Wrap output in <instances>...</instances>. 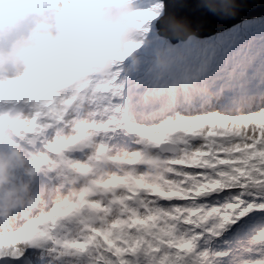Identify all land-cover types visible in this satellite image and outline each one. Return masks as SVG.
Segmentation results:
<instances>
[{
    "label": "snow or ice",
    "instance_id": "obj_1",
    "mask_svg": "<svg viewBox=\"0 0 264 264\" xmlns=\"http://www.w3.org/2000/svg\"><path fill=\"white\" fill-rule=\"evenodd\" d=\"M256 6L239 0L208 32L179 15L203 2L137 0L141 38L107 79L47 92L0 79V144H34L54 161L41 184L46 202L0 218V264H264V4ZM171 18L185 23L169 26ZM172 31L190 36L157 75L151 50ZM9 106L26 115L5 121ZM145 145L164 158L154 180L143 175ZM104 158L111 166L98 173Z\"/></svg>",
    "mask_w": 264,
    "mask_h": 264
},
{
    "label": "clouds",
    "instance_id": "obj_2",
    "mask_svg": "<svg viewBox=\"0 0 264 264\" xmlns=\"http://www.w3.org/2000/svg\"><path fill=\"white\" fill-rule=\"evenodd\" d=\"M203 3L221 16L235 13L236 0ZM136 8L137 0H0V79L26 78L45 92L57 86L75 90L91 79H107L129 45L141 38L132 20ZM166 23L172 26L185 21L171 18ZM170 35L167 46L151 50L148 70L157 75L171 63L173 40L178 44L190 33L172 31ZM131 61L139 62L134 55ZM4 113L5 121L9 116L26 115L16 106L5 108ZM78 127L87 134L86 123ZM87 147L81 144L77 150ZM143 159L147 180H154L165 168L164 158L148 145L144 146ZM109 167L108 158L97 163L98 173ZM122 171L127 174L136 170ZM52 173L51 157L43 155L34 144H0V218L32 213L41 203L35 187L37 179ZM76 190L71 186L64 196Z\"/></svg>",
    "mask_w": 264,
    "mask_h": 264
},
{
    "label": "water",
    "instance_id": "obj_3",
    "mask_svg": "<svg viewBox=\"0 0 264 264\" xmlns=\"http://www.w3.org/2000/svg\"><path fill=\"white\" fill-rule=\"evenodd\" d=\"M182 2L189 5H196L203 2V0H182ZM239 2V0H236ZM252 2L257 5L251 11L252 13L260 12L262 9L261 4H264V0H252ZM179 15L189 16L194 23L202 22L204 24L205 30L211 32L213 30H219L224 26V22L220 19V15L215 14L209 9H200L198 11H192L190 8L180 9Z\"/></svg>",
    "mask_w": 264,
    "mask_h": 264
},
{
    "label": "rangeland",
    "instance_id": "obj_4",
    "mask_svg": "<svg viewBox=\"0 0 264 264\" xmlns=\"http://www.w3.org/2000/svg\"><path fill=\"white\" fill-rule=\"evenodd\" d=\"M175 42H176V41H173V43H175ZM251 135H252V132H251ZM259 135H260V133L257 132V133H256V136L259 137Z\"/></svg>",
    "mask_w": 264,
    "mask_h": 264
}]
</instances>
